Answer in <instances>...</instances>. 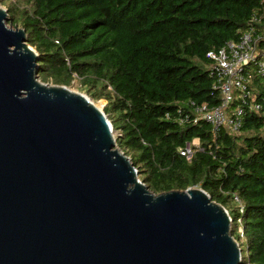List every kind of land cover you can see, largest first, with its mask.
<instances>
[{"label":"trees","instance_id":"trees-1","mask_svg":"<svg viewBox=\"0 0 264 264\" xmlns=\"http://www.w3.org/2000/svg\"><path fill=\"white\" fill-rule=\"evenodd\" d=\"M0 6L36 51L40 82L105 102L115 145L150 192L202 189L227 210L239 246L245 240L241 264H264V77L254 75L248 87L259 110L247 102L238 134L203 120L193 124L196 107L221 102L207 53L238 41L253 18L264 48V0H0ZM187 143L195 145L190 160L179 153Z\"/></svg>","mask_w":264,"mask_h":264},{"label":"water","instance_id":"water-1","mask_svg":"<svg viewBox=\"0 0 264 264\" xmlns=\"http://www.w3.org/2000/svg\"><path fill=\"white\" fill-rule=\"evenodd\" d=\"M6 20L0 6V264H241L227 210L150 192L103 109L40 82Z\"/></svg>","mask_w":264,"mask_h":264},{"label":"built area","instance_id":"built-area-1","mask_svg":"<svg viewBox=\"0 0 264 264\" xmlns=\"http://www.w3.org/2000/svg\"><path fill=\"white\" fill-rule=\"evenodd\" d=\"M254 23H258L255 18L249 22L248 29L238 41L227 42L219 50L207 53L210 76L217 79L213 87L219 90L221 102L214 108L205 105L196 107L193 124L203 120L214 130L226 128L229 133L238 134L242 124L243 107L247 102L250 101L247 105L250 111L259 110V106L254 103L255 96L248 90L254 75L264 77V48L259 46L261 36L255 34ZM116 135L113 131L115 140ZM193 145L187 143L179 150L180 155L190 160ZM234 200L238 201L236 197ZM240 211H243L242 208ZM238 232L242 236L241 228Z\"/></svg>","mask_w":264,"mask_h":264},{"label":"rangeland","instance_id":"rangeland-1","mask_svg":"<svg viewBox=\"0 0 264 264\" xmlns=\"http://www.w3.org/2000/svg\"><path fill=\"white\" fill-rule=\"evenodd\" d=\"M3 9H5L4 7H2ZM6 25L7 27H11L10 24H7V21H6ZM13 28V27H11ZM70 91L72 92H78L75 88H68ZM80 93V92H78ZM100 109H103V106L105 105V102L103 101H98L97 103H95ZM100 104V105H99ZM108 118V117H107ZM239 243H240V248H241V253L243 254V256L245 257L246 255V243H245V240L243 238H240L239 240Z\"/></svg>","mask_w":264,"mask_h":264},{"label":"bare ground","instance_id":"bare-ground-1","mask_svg":"<svg viewBox=\"0 0 264 264\" xmlns=\"http://www.w3.org/2000/svg\"><path fill=\"white\" fill-rule=\"evenodd\" d=\"M95 106H96L98 109H100L96 104H95Z\"/></svg>","mask_w":264,"mask_h":264},{"label":"clouds","instance_id":"clouds-1","mask_svg":"<svg viewBox=\"0 0 264 264\" xmlns=\"http://www.w3.org/2000/svg\"><path fill=\"white\" fill-rule=\"evenodd\" d=\"M114 150V149H113Z\"/></svg>","mask_w":264,"mask_h":264}]
</instances>
